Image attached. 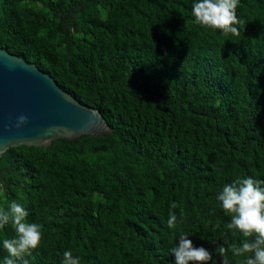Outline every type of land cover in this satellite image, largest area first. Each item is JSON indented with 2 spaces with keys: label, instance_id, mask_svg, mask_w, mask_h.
<instances>
[{
  "label": "trees",
  "instance_id": "trees-1",
  "mask_svg": "<svg viewBox=\"0 0 264 264\" xmlns=\"http://www.w3.org/2000/svg\"><path fill=\"white\" fill-rule=\"evenodd\" d=\"M194 2L0 0V48L112 130L0 157V207L21 203L42 225L29 264H62L66 250L80 264H174L181 231L220 264L215 247L240 243L216 196L264 180V0H240L239 37L196 25ZM13 236L0 229V264Z\"/></svg>",
  "mask_w": 264,
  "mask_h": 264
},
{
  "label": "clouds",
  "instance_id": "clouds-1",
  "mask_svg": "<svg viewBox=\"0 0 264 264\" xmlns=\"http://www.w3.org/2000/svg\"><path fill=\"white\" fill-rule=\"evenodd\" d=\"M239 4L240 0H195L191 14L194 23L204 29L239 37ZM27 122V117L20 115L15 127L20 128ZM216 200L225 216L230 218L226 224L227 230L241 237L238 245L215 247L216 255L221 258L220 264H230L229 253L242 258L241 264H264V180L237 177L223 185ZM178 207L176 202L170 204L167 219L169 229H177L182 222L172 211ZM28 217V210L16 201H12L7 209L0 207V229L10 226L14 232L13 237L2 240V249L7 253L3 264H29L27 257L41 247L44 239L42 225L29 222ZM188 237L181 231L178 243L176 240L171 247L174 264H216L208 249L194 246ZM62 264H80V257L66 250Z\"/></svg>",
  "mask_w": 264,
  "mask_h": 264
},
{
  "label": "water",
  "instance_id": "water-1",
  "mask_svg": "<svg viewBox=\"0 0 264 264\" xmlns=\"http://www.w3.org/2000/svg\"><path fill=\"white\" fill-rule=\"evenodd\" d=\"M20 115L28 122L16 128ZM110 134L97 109L81 104L34 64L0 48V157L13 147L47 148L57 140Z\"/></svg>",
  "mask_w": 264,
  "mask_h": 264
}]
</instances>
